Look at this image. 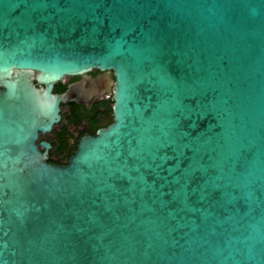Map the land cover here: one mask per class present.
<instances>
[{
  "label": "water",
  "instance_id": "1",
  "mask_svg": "<svg viewBox=\"0 0 264 264\" xmlns=\"http://www.w3.org/2000/svg\"><path fill=\"white\" fill-rule=\"evenodd\" d=\"M93 68L113 121L51 163ZM0 264H264V0H0Z\"/></svg>",
  "mask_w": 264,
  "mask_h": 264
},
{
  "label": "flooded vegetation",
  "instance_id": "2",
  "mask_svg": "<svg viewBox=\"0 0 264 264\" xmlns=\"http://www.w3.org/2000/svg\"><path fill=\"white\" fill-rule=\"evenodd\" d=\"M111 70L93 68L65 75L52 87V93L70 91L71 100L59 105V120L48 132L39 133L36 144L51 163L65 165L84 135L95 136L113 121V84ZM48 143V147L42 145Z\"/></svg>",
  "mask_w": 264,
  "mask_h": 264
}]
</instances>
